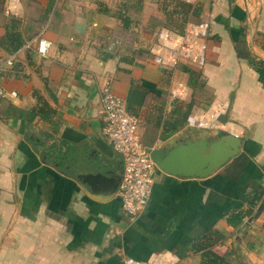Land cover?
<instances>
[{
    "label": "crops",
    "instance_id": "0c3cea01",
    "mask_svg": "<svg viewBox=\"0 0 264 264\" xmlns=\"http://www.w3.org/2000/svg\"><path fill=\"white\" fill-rule=\"evenodd\" d=\"M201 21L203 67L152 63L159 29ZM42 25L45 56L24 48ZM0 65L16 93L0 99V264H199L209 231L227 264H264V0H0ZM105 85L139 117L147 149L221 103L217 131L241 138L239 154L205 179L158 170L130 218L102 131Z\"/></svg>",
    "mask_w": 264,
    "mask_h": 264
},
{
    "label": "built area",
    "instance_id": "2783aa9c",
    "mask_svg": "<svg viewBox=\"0 0 264 264\" xmlns=\"http://www.w3.org/2000/svg\"><path fill=\"white\" fill-rule=\"evenodd\" d=\"M209 29L205 21L187 23L181 31L159 29L149 51L152 63L165 69H174L181 63L203 67L208 51ZM45 30L46 25H42L37 34L24 44V48L33 45L37 53L45 56L51 47V42L44 38ZM11 63V58L5 61L7 65ZM12 97H16V93L6 91L0 84V99ZM222 107L218 103L215 108L191 113L186 127L225 131V125L218 121ZM100 114L104 138L121 158L122 176L117 196L123 213L134 218L148 205L158 169L150 159V150L141 143L139 117L127 110L125 101L113 93L109 85L102 89ZM124 264L141 263L126 259Z\"/></svg>",
    "mask_w": 264,
    "mask_h": 264
},
{
    "label": "water",
    "instance_id": "95a60500",
    "mask_svg": "<svg viewBox=\"0 0 264 264\" xmlns=\"http://www.w3.org/2000/svg\"><path fill=\"white\" fill-rule=\"evenodd\" d=\"M240 147L241 138L237 136L219 135L215 129H188V134L150 150L149 156L164 174L180 180L205 179L235 158ZM121 176L122 170L119 183Z\"/></svg>",
    "mask_w": 264,
    "mask_h": 264
},
{
    "label": "trees",
    "instance_id": "16d2710c",
    "mask_svg": "<svg viewBox=\"0 0 264 264\" xmlns=\"http://www.w3.org/2000/svg\"><path fill=\"white\" fill-rule=\"evenodd\" d=\"M181 7L183 9L185 7V4L181 3ZM182 29L179 28V29H174V30L181 31ZM258 71L260 72L262 70L259 69ZM189 114L190 113L187 114V117L189 116ZM238 158H240L241 160L242 155L241 156L239 155ZM221 239H222V235L216 231L206 232L205 234H202L199 237V239H197V241L194 244L193 249L196 252L201 253L202 259L199 264H227L225 259H223L222 257H219L218 255H216L215 253L211 251V248Z\"/></svg>",
    "mask_w": 264,
    "mask_h": 264
}]
</instances>
